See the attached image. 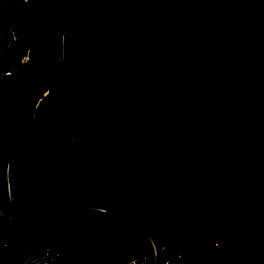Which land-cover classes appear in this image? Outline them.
<instances>
[{"label":"trees","instance_id":"trees-1","mask_svg":"<svg viewBox=\"0 0 264 264\" xmlns=\"http://www.w3.org/2000/svg\"><path fill=\"white\" fill-rule=\"evenodd\" d=\"M254 78L264 0H55L5 117L14 200L143 234L126 217L172 253L244 239L264 264V121L232 102Z\"/></svg>","mask_w":264,"mask_h":264},{"label":"built area","instance_id":"built-area-1","mask_svg":"<svg viewBox=\"0 0 264 264\" xmlns=\"http://www.w3.org/2000/svg\"><path fill=\"white\" fill-rule=\"evenodd\" d=\"M1 51L0 48V144L5 117L27 90L31 66V52L16 64ZM12 159L13 156L5 160L0 148V183L5 176L9 187L8 201L0 197V264H24L25 256L40 250L48 264H251L244 239L215 241L197 255L172 253L171 242L159 246L146 229L126 217H122L125 225L139 228L143 234L110 222L93 229L84 222L66 220L77 208L91 206L66 204L46 211L21 208L12 194ZM119 249L122 252L117 253ZM108 251L113 257L104 259ZM118 256L121 259L116 261Z\"/></svg>","mask_w":264,"mask_h":264},{"label":"water","instance_id":"water-1","mask_svg":"<svg viewBox=\"0 0 264 264\" xmlns=\"http://www.w3.org/2000/svg\"><path fill=\"white\" fill-rule=\"evenodd\" d=\"M0 1L6 5L0 30L1 54L13 63L21 64L20 57L26 52H31L32 59L37 40L53 14L55 0ZM120 51L121 48L118 47L112 54L117 55ZM251 82L262 97H255L244 91L241 97L232 100L235 112L250 119L264 121V81L254 78ZM23 261L24 264H48L43 250L25 256Z\"/></svg>","mask_w":264,"mask_h":264},{"label":"rangeland","instance_id":"rangeland-1","mask_svg":"<svg viewBox=\"0 0 264 264\" xmlns=\"http://www.w3.org/2000/svg\"><path fill=\"white\" fill-rule=\"evenodd\" d=\"M24 209L33 211V210H35V207L34 206H30V207L27 206V207H24Z\"/></svg>","mask_w":264,"mask_h":264}]
</instances>
